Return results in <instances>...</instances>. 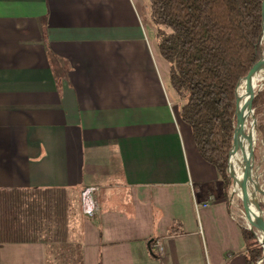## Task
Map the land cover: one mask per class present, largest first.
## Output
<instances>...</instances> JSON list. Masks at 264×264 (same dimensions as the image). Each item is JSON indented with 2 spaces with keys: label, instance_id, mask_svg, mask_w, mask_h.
Masks as SVG:
<instances>
[{
  "label": "crops",
  "instance_id": "0c3cea01",
  "mask_svg": "<svg viewBox=\"0 0 264 264\" xmlns=\"http://www.w3.org/2000/svg\"><path fill=\"white\" fill-rule=\"evenodd\" d=\"M148 4L0 0V264H246Z\"/></svg>",
  "mask_w": 264,
  "mask_h": 264
},
{
  "label": "trees",
  "instance_id": "16d2710c",
  "mask_svg": "<svg viewBox=\"0 0 264 264\" xmlns=\"http://www.w3.org/2000/svg\"><path fill=\"white\" fill-rule=\"evenodd\" d=\"M262 0H148L157 47L168 63L169 85L180 100L200 157L214 166L224 192L235 123L239 80L264 55ZM258 130L264 137V86L253 100ZM246 264L261 259L251 231L240 226ZM152 241H149V245ZM153 256H157L152 251Z\"/></svg>",
  "mask_w": 264,
  "mask_h": 264
},
{
  "label": "water",
  "instance_id": "95a60500",
  "mask_svg": "<svg viewBox=\"0 0 264 264\" xmlns=\"http://www.w3.org/2000/svg\"><path fill=\"white\" fill-rule=\"evenodd\" d=\"M261 14H262V38L264 37V0L261 1ZM264 70V55L255 63H253L246 71L245 75L239 80L237 88L241 82L244 84V89L246 93V106L248 109V115L246 117L239 116L238 108V98H237V88L235 91L236 96V111H235V123L233 126L231 148L229 150L228 167L227 172L233 179L235 183V178L239 179L241 183L244 184L243 194L239 197L241 201L240 213L246 222L249 230L255 234L253 229L257 231L260 239L256 237L259 244L263 248L264 241V224L260 222L256 217H254L251 209L252 200L257 197V194L264 196V189L260 185L258 178L256 176L257 168L254 166L255 162V146L258 136V128L256 125L255 110L253 106L254 97L261 90L264 80L261 83L256 84V76ZM256 88V90H255ZM264 116V112H263ZM250 122L254 128V135L249 144L248 154H249V169L246 173L243 172L241 166V156L243 154V146L237 141V134L242 131L245 124ZM233 155V162L230 163V157ZM258 207V205H257ZM264 259V248L263 257Z\"/></svg>",
  "mask_w": 264,
  "mask_h": 264
},
{
  "label": "bare ground",
  "instance_id": "6f19581e",
  "mask_svg": "<svg viewBox=\"0 0 264 264\" xmlns=\"http://www.w3.org/2000/svg\"><path fill=\"white\" fill-rule=\"evenodd\" d=\"M264 71V70H263ZM263 71H261L257 76H256V84H258L261 80L264 79ZM256 90V88H255ZM237 98H238V108H239V116L240 117H246L248 115V109L246 106V93L244 89V84L241 82L237 88L236 91ZM254 135V128L252 124L248 121L242 131L237 134V141L239 144L243 146V154L241 156V166L242 170L244 173H246L249 169V154H248V149H249V144L250 141L252 140V137ZM233 162V155L230 157V163ZM261 177V176H260ZM234 191L241 196L244 191V184L239 181V179L235 178V183H234ZM262 198V197H261ZM251 209L254 217H256L260 222L264 224V221L262 219L263 213L260 211V209L257 207V197H255L252 200L251 203ZM258 239L261 240L259 234L257 233ZM263 248H264V241H263Z\"/></svg>",
  "mask_w": 264,
  "mask_h": 264
},
{
  "label": "rangeland",
  "instance_id": "374dc122",
  "mask_svg": "<svg viewBox=\"0 0 264 264\" xmlns=\"http://www.w3.org/2000/svg\"><path fill=\"white\" fill-rule=\"evenodd\" d=\"M146 2L148 3V0H146ZM262 43H263V47H264V37L262 38ZM167 65H168V63H167ZM263 75H264V71H263ZM263 80H261L259 83L263 82ZM263 86H264V84H263ZM263 112H264V110H263ZM263 112H262V116H263ZM255 117H256V125H257V128H258V119H257L256 115H255ZM254 166L257 168L256 176L258 178V181H259L260 185L262 186V188L264 189V137H262L260 135L259 130H258V136H257L256 146H255V162H254ZM228 175H229V173H228ZM229 177H230V183L228 184V187L226 189L225 195L227 197H229L231 202L236 205L235 207L231 206L232 207L231 209L233 211L234 216L237 218L238 223L242 227H245V228L249 229L247 224H246V222L244 221L241 213H240V206H241V201H240V198H239L240 196H239V194L237 192L234 191V181H233V179L231 178L230 175H229ZM257 205H258V208L260 209V211L263 213L262 219L264 221V196L257 194ZM253 231L255 232V234H253L252 232L251 233H252L254 239L259 244L258 240L256 239L257 231L255 229H253ZM259 246L261 247L260 244H259ZM261 250H262L261 258H262L263 257V248L262 247H261ZM255 264H264V259L258 260Z\"/></svg>",
  "mask_w": 264,
  "mask_h": 264
},
{
  "label": "built area",
  "instance_id": "2783aa9c",
  "mask_svg": "<svg viewBox=\"0 0 264 264\" xmlns=\"http://www.w3.org/2000/svg\"><path fill=\"white\" fill-rule=\"evenodd\" d=\"M206 203H196L195 207L198 209L199 207H206ZM152 251L155 255H159L162 251V247L158 241L154 242L152 244Z\"/></svg>",
  "mask_w": 264,
  "mask_h": 264
}]
</instances>
